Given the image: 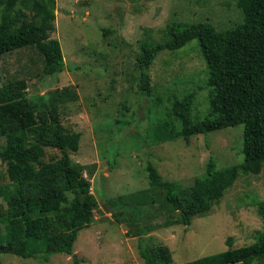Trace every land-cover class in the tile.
I'll list each match as a JSON object with an SVG mask.
<instances>
[{"label": "rangeland", "instance_id": "rangeland-1", "mask_svg": "<svg viewBox=\"0 0 264 264\" xmlns=\"http://www.w3.org/2000/svg\"><path fill=\"white\" fill-rule=\"evenodd\" d=\"M232 1L57 0L51 37L60 41L63 72L55 80L44 78L43 57L35 48L0 58L1 81L26 80L34 103L55 104L63 124L82 133L80 150L71 153V159L85 167L84 177L99 203L94 222L79 233L73 255L54 254L45 261L0 254V264H144L140 244L167 246L173 264H185L228 250V238L233 248L255 241L263 229L256 202L264 198V172H241L211 212L188 226L170 224L178 215L170 216L161 189L151 192L146 172L152 163L162 180L189 186L204 173L211 156L219 169L243 161V124L195 135L188 142L180 138L153 144L148 137L156 118L166 116L173 100L189 91L197 93L192 117L202 120L208 115V71L197 40L156 57L148 69L149 91H141L137 65L140 42L164 41L170 23L211 18L231 27L236 20L229 14L237 17ZM120 120L129 124L122 126ZM4 170L0 164V172ZM5 182L0 179V184ZM121 197L125 205L142 208V226L150 229L142 240L125 218L128 213L120 217L108 202Z\"/></svg>", "mask_w": 264, "mask_h": 264}, {"label": "trees", "instance_id": "trees-1", "mask_svg": "<svg viewBox=\"0 0 264 264\" xmlns=\"http://www.w3.org/2000/svg\"><path fill=\"white\" fill-rule=\"evenodd\" d=\"M229 3L237 9V17L229 14L236 20L231 27L211 18L170 23L164 41L140 42L137 65L142 92L150 90L148 69L156 57L193 40L199 42L208 71V115L202 120L192 117L196 91L176 97L170 112L156 118L148 130L153 144L180 138L188 142L195 135L244 125L243 161L219 169L211 156L192 185L164 181L154 164L146 165L151 192L161 189L170 216L178 215L170 224L188 226L207 216L241 172L252 176L264 172V0ZM56 10L57 0H0V58L35 48L43 57L44 78L56 76L55 80L65 65L60 41L51 37ZM28 89L26 80L0 79V164L5 167L0 179L7 180L0 184V254L49 261L54 254L73 255L79 233L94 222L99 203L91 193V181L84 177L85 167L71 159V153L80 150L82 133L63 124L55 104L34 103ZM108 202L120 217L128 213L125 218L136 226L134 235L141 240L150 231L142 226L140 206L125 205L122 197ZM256 205L263 229L253 243L233 248L228 238V250L185 264H264V198ZM139 250L144 264H173L167 246L140 244Z\"/></svg>", "mask_w": 264, "mask_h": 264}, {"label": "water", "instance_id": "water-1", "mask_svg": "<svg viewBox=\"0 0 264 264\" xmlns=\"http://www.w3.org/2000/svg\"><path fill=\"white\" fill-rule=\"evenodd\" d=\"M91 18V20H94L92 17H90Z\"/></svg>", "mask_w": 264, "mask_h": 264}]
</instances>
